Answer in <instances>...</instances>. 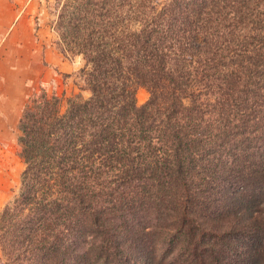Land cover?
Returning a JSON list of instances; mask_svg holds the SVG:
<instances>
[{"label": "trees", "instance_id": "16d2710c", "mask_svg": "<svg viewBox=\"0 0 264 264\" xmlns=\"http://www.w3.org/2000/svg\"><path fill=\"white\" fill-rule=\"evenodd\" d=\"M55 1L89 96L25 101L0 264H264V0Z\"/></svg>", "mask_w": 264, "mask_h": 264}, {"label": "rangeland", "instance_id": "374dc122", "mask_svg": "<svg viewBox=\"0 0 264 264\" xmlns=\"http://www.w3.org/2000/svg\"><path fill=\"white\" fill-rule=\"evenodd\" d=\"M10 1L7 0L6 4L0 2V51L8 49L17 53L15 38L12 42H7L6 39L12 32L13 22L16 14V8H14V14L10 13L6 9V6ZM21 5L20 13L23 21V27L30 34H37L38 28L47 30L48 26H51L55 33L54 45L61 57H63L62 63L55 66L48 65L42 62L37 63L34 69L41 74L43 80H34L29 85L25 97V101L28 96L38 91L40 87L44 88L49 94L55 93L58 95H64V97H71L75 94L81 95L83 98L89 96V90L80 75V68L83 65V59L80 55H67L62 52L63 45L59 41V36L54 28V20L56 17V1L55 0H14ZM9 7V6H8ZM14 16V18H13ZM12 22V23H11ZM43 23L40 25V23ZM5 45V46H4ZM8 47V48H7ZM149 97L148 91L144 87H138L136 91V100L138 105H143ZM24 101V103H25ZM23 103V105H24ZM23 105L20 107V111L17 112L14 119L6 126V131L0 134V208L5 202L14 198L19 191L20 187V174L23 169L22 159L19 157V145L17 143L20 132L17 128L18 119ZM225 226V225H224ZM206 247H214L219 249V245L214 243V238L204 239ZM232 242L234 246L244 247L249 246V239L233 237ZM243 243V244H242ZM159 264H168V259L159 260ZM156 262V261H155ZM264 262V260H263ZM157 264V263H154ZM235 264H249V259H237Z\"/></svg>", "mask_w": 264, "mask_h": 264}, {"label": "crops", "instance_id": "0c3cea01", "mask_svg": "<svg viewBox=\"0 0 264 264\" xmlns=\"http://www.w3.org/2000/svg\"><path fill=\"white\" fill-rule=\"evenodd\" d=\"M6 1L0 0L3 4H6ZM14 8L17 15L15 18L13 16L15 22L12 21V32L6 39V43L12 42L17 36L15 47L18 52L14 53L8 49L0 51V134L6 131V126L20 111L31 82L43 80L41 74L34 69L35 65L44 62L55 66L63 60L61 53L54 45L56 36L52 27L48 26L47 30L41 27L38 28L37 34H30L23 27L21 14H19L21 5L13 0L6 6V9L13 14Z\"/></svg>", "mask_w": 264, "mask_h": 264}]
</instances>
